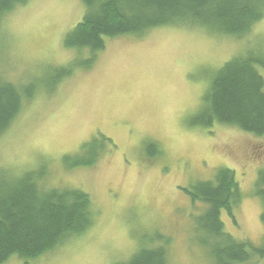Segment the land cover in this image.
Listing matches in <instances>:
<instances>
[{"label":"rangeland","instance_id":"374dc122","mask_svg":"<svg viewBox=\"0 0 264 264\" xmlns=\"http://www.w3.org/2000/svg\"><path fill=\"white\" fill-rule=\"evenodd\" d=\"M83 15L80 0H29L0 25V79L34 93L0 136V175L44 166L42 186L85 192L95 215L83 236L31 264H113L155 234L170 240L169 264H210L192 230L202 206L182 189L211 180L219 168L233 172L241 194L235 224L221 213L225 231L261 244L254 184L264 170V138L191 122L218 68L248 50H264V17L241 39L164 27L108 40L90 69L75 68L55 84L58 69L87 58L63 46ZM100 135L112 144L98 162L67 169L62 157ZM4 264L23 262L12 257Z\"/></svg>","mask_w":264,"mask_h":264},{"label":"trees","instance_id":"16d2710c","mask_svg":"<svg viewBox=\"0 0 264 264\" xmlns=\"http://www.w3.org/2000/svg\"><path fill=\"white\" fill-rule=\"evenodd\" d=\"M29 0H0V25L5 16ZM84 15L63 41L67 50L84 63L58 69L55 84L69 77L75 68L90 69L108 40L123 36L141 37L157 28H199L211 35L241 39L264 17V0H80ZM76 61V60H75ZM264 50H248L218 68L209 80L201 107L192 126H227L264 138ZM33 92L20 93L0 79V136L21 111L23 100ZM80 146L79 152L63 156L67 169L90 168L112 142L97 136ZM153 146L145 152L153 157ZM44 166L19 177L0 175V264L16 257L31 264L92 227L91 199L74 188H45ZM191 204L202 208L193 218V234L210 264H264V238L259 245L228 234L221 220L225 212L235 224L233 210L241 194L231 170L219 168L208 181H195L182 189ZM254 195L260 200L259 221L264 229V170L257 173ZM170 240L159 234L144 237L125 261L113 264H169Z\"/></svg>","mask_w":264,"mask_h":264},{"label":"snow or ice","instance_id":"6c2138e0","mask_svg":"<svg viewBox=\"0 0 264 264\" xmlns=\"http://www.w3.org/2000/svg\"><path fill=\"white\" fill-rule=\"evenodd\" d=\"M261 87L264 89V81L261 82ZM262 95H264V91H262Z\"/></svg>","mask_w":264,"mask_h":264}]
</instances>
